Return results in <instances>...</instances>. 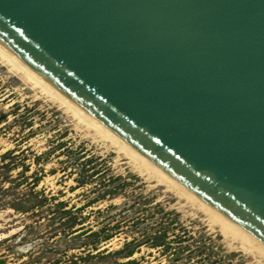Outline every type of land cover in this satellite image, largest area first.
Segmentation results:
<instances>
[{"label":"water","instance_id":"95a60500","mask_svg":"<svg viewBox=\"0 0 264 264\" xmlns=\"http://www.w3.org/2000/svg\"><path fill=\"white\" fill-rule=\"evenodd\" d=\"M0 44L264 243V0H0Z\"/></svg>","mask_w":264,"mask_h":264},{"label":"rangeland","instance_id":"374dc122","mask_svg":"<svg viewBox=\"0 0 264 264\" xmlns=\"http://www.w3.org/2000/svg\"><path fill=\"white\" fill-rule=\"evenodd\" d=\"M6 73L0 67L3 264H264ZM130 239L129 256L107 252Z\"/></svg>","mask_w":264,"mask_h":264},{"label":"bare ground","instance_id":"6f19581e","mask_svg":"<svg viewBox=\"0 0 264 264\" xmlns=\"http://www.w3.org/2000/svg\"><path fill=\"white\" fill-rule=\"evenodd\" d=\"M0 67L4 68L7 72V77L17 79V85H21L19 88L30 90V95L35 99L43 96L44 99L50 101L67 114L76 128H81V131L86 136L93 137L95 140L96 138L101 140L116 155H122L125 161L137 173H140L155 184L161 185L164 190L170 191L179 199L183 200V202L189 203L194 209L203 212L208 223L216 227L223 237L228 238L234 247L251 253L254 257L264 261V243L262 241L232 221L218 209L209 205L195 193H192L182 186L177 179L172 177L156 163L131 148L129 144L113 133L108 127L103 125L95 117L86 113L80 106L70 101L58 89L48 83L46 79L32 70L29 65L1 44ZM0 264H3V258H0Z\"/></svg>","mask_w":264,"mask_h":264},{"label":"trees","instance_id":"16d2710c","mask_svg":"<svg viewBox=\"0 0 264 264\" xmlns=\"http://www.w3.org/2000/svg\"><path fill=\"white\" fill-rule=\"evenodd\" d=\"M108 236L109 235H106L105 237H108ZM160 240H158L159 242L155 243V244L161 243ZM153 242H157V241L154 240ZM133 247H134V244L132 243V241L130 239L128 241H124L121 247L113 249L111 251L108 250L107 252L116 255V257H127L130 254H132ZM129 263L137 264V262L131 257L126 258L124 260H115V262H114V264H129Z\"/></svg>","mask_w":264,"mask_h":264}]
</instances>
